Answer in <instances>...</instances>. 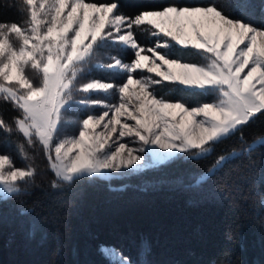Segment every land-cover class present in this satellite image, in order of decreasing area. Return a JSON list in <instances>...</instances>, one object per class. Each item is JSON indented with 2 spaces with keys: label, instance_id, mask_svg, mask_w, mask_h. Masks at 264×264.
I'll return each instance as SVG.
<instances>
[{
  "label": "snow or ice",
  "instance_id": "6c2138e0",
  "mask_svg": "<svg viewBox=\"0 0 264 264\" xmlns=\"http://www.w3.org/2000/svg\"><path fill=\"white\" fill-rule=\"evenodd\" d=\"M18 5L23 21L0 22V98L18 115L11 124L0 116V131H15L25 144L39 147L56 178L53 188L83 178L110 182L180 154L185 160L206 158L214 145L239 133L245 147L190 174L188 187L197 189L228 160L264 146V136L247 144L242 133L258 114L264 116V22L246 20L233 0H175L135 14L122 13L119 0ZM138 28L150 32L151 47L139 40ZM111 48L131 59L111 55ZM174 48L199 59L185 62L173 56ZM94 69L118 78L97 79ZM165 82L175 94L160 95L158 86ZM190 91L215 94L214 102L193 105L180 95ZM77 108L86 118L68 117ZM72 123L76 129L69 134L65 126ZM17 150L24 166L0 151V203L17 199L19 214L30 216L33 208L18 198L29 194L37 167L24 144ZM260 203L264 207V198ZM29 223L30 236L42 231L34 217ZM99 250L112 264H133L112 246L101 244ZM149 252L145 242L136 264H151Z\"/></svg>",
  "mask_w": 264,
  "mask_h": 264
},
{
  "label": "trees",
  "instance_id": "16d2710c",
  "mask_svg": "<svg viewBox=\"0 0 264 264\" xmlns=\"http://www.w3.org/2000/svg\"><path fill=\"white\" fill-rule=\"evenodd\" d=\"M175 0H119L120 11L135 14L152 10ZM194 4L200 0H178ZM243 8L246 20L264 22V0H233ZM18 0H0V22H21ZM139 40L151 47L153 37L146 28L136 29ZM110 53L130 60L131 54L118 48ZM174 57L194 62L199 57L186 50L171 49ZM92 77L114 80L111 71L93 70ZM160 95L175 94L165 82ZM180 95L193 105L211 102L215 94L200 91ZM18 112L0 98V116L11 124ZM68 116L82 118L77 108ZM244 141L254 143L264 136V116L257 115L242 129ZM24 144L37 167L28 195L19 196L33 213L20 215L18 200L0 203V264H112L99 246L110 245L133 264L141 246H150L151 264H264V146L248 155L228 160L202 187L189 188L192 173L215 167L221 155L239 152L245 144L239 133L214 145L206 158H182L110 182L98 177L78 179L70 186L53 188L56 179L48 169L39 147L25 144L13 131H0V151L10 153L17 165H24L17 150ZM182 181V182H181ZM124 185L122 190H110ZM35 218L42 231L30 236V220Z\"/></svg>",
  "mask_w": 264,
  "mask_h": 264
},
{
  "label": "rangeland",
  "instance_id": "374dc122",
  "mask_svg": "<svg viewBox=\"0 0 264 264\" xmlns=\"http://www.w3.org/2000/svg\"><path fill=\"white\" fill-rule=\"evenodd\" d=\"M111 54V53H110ZM112 55V54H111ZM103 62H107L106 60H104ZM185 62H190V61H187V60H185ZM247 71V70H246ZM112 76L114 77V80L115 79H117L118 77H117V75L114 73V72H112ZM97 79H100V78H97ZM103 80V79H102ZM93 98H96V94H94L93 95ZM211 102H214V100L213 101H211ZM69 118H71V119H79V118H76V117H72V116H68ZM82 118H86V117H82ZM65 128H66V131L69 133V134H71V133H73L74 131H75V129H76V125L74 124V123H72V124H67L66 126H65ZM78 134V133H77ZM63 138V137H62ZM28 152V151H27ZM28 154H29V152H28ZM17 166H19V165H17ZM21 166V165H20ZM22 166H24V165H22ZM157 166H159V165H157ZM145 169H149V168H145ZM0 187H2V186H0ZM106 246H110V245H106ZM113 247V246H112ZM115 248V247H114ZM124 258H126V259H128L121 251H119L117 248H115Z\"/></svg>",
  "mask_w": 264,
  "mask_h": 264
}]
</instances>
